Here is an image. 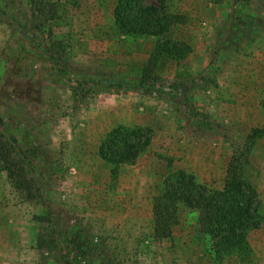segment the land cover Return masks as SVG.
I'll list each match as a JSON object with an SVG mask.
<instances>
[{
	"label": "rangeland",
	"instance_id": "obj_1",
	"mask_svg": "<svg viewBox=\"0 0 264 264\" xmlns=\"http://www.w3.org/2000/svg\"><path fill=\"white\" fill-rule=\"evenodd\" d=\"M54 1L63 10L56 29L69 41L74 68L86 69L87 76L138 81L158 39L182 41L191 52L184 59L162 58L156 75L205 76L191 100L235 146L252 129H264V0H168L170 12L184 22L161 38L121 35L113 23L117 0ZM15 6L26 8L27 0H15ZM245 14L253 17V27L243 24ZM20 46L0 25V130L36 180L20 190L0 168V264H49L37 249L46 224L61 231L78 224L92 234L97 251L87 264H264V141H256L244 171L262 201L247 251L215 253L210 239L198 234V212L184 205L177 208L170 238L157 239L153 201L168 175L183 170L222 190L231 145L191 128L189 113L150 96L76 100L54 82L51 65ZM118 127L153 131L133 165L113 166L99 157L102 140Z\"/></svg>",
	"mask_w": 264,
	"mask_h": 264
},
{
	"label": "trees",
	"instance_id": "obj_2",
	"mask_svg": "<svg viewBox=\"0 0 264 264\" xmlns=\"http://www.w3.org/2000/svg\"><path fill=\"white\" fill-rule=\"evenodd\" d=\"M219 4L223 0H211ZM62 6L54 0H27L26 8L16 7L15 0H0V25L9 28L19 38L21 50L40 63L52 66L56 84L70 89L76 100H86L99 94L125 93L150 96L176 109L189 113L191 128L225 139L233 148L222 190H215L197 182L193 174L183 170L172 172L164 181L163 193L154 198V235L170 238L178 224L177 208L184 205L198 212V234L209 238L217 254H231L248 250L247 235L258 229L262 201L257 190L244 178L256 141L264 137V129L254 128L246 141L235 146L220 132L214 120L194 106L191 91L205 82V76L189 80L162 79L155 67L162 58L184 59L191 52L182 41L158 39L155 49L142 69L138 81L86 73L74 68L69 41L59 34L55 23L62 17ZM183 16L170 12L168 0H117L113 10L116 30L132 38H161ZM247 19L250 22L247 23ZM253 17L243 15V24L254 26ZM75 77V78H73ZM264 110V95L261 100ZM185 113V114H186ZM153 131L149 127H118L108 133L99 146V157L106 163L133 165L150 146ZM0 168L17 189L29 190L36 180L16 147L0 130ZM92 234L81 225H68L61 231L46 224L37 238V249L49 264H87L97 244Z\"/></svg>",
	"mask_w": 264,
	"mask_h": 264
},
{
	"label": "crops",
	"instance_id": "obj_3",
	"mask_svg": "<svg viewBox=\"0 0 264 264\" xmlns=\"http://www.w3.org/2000/svg\"><path fill=\"white\" fill-rule=\"evenodd\" d=\"M259 140H260L259 142L262 143V142L264 141V138H263V139L261 138V139H259ZM259 145H260V144H257L256 146L259 147Z\"/></svg>",
	"mask_w": 264,
	"mask_h": 264
}]
</instances>
